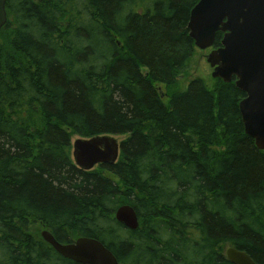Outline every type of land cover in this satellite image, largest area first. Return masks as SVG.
I'll return each instance as SVG.
<instances>
[{
	"label": "trees",
	"instance_id": "16d2710c",
	"mask_svg": "<svg viewBox=\"0 0 264 264\" xmlns=\"http://www.w3.org/2000/svg\"><path fill=\"white\" fill-rule=\"evenodd\" d=\"M199 1L7 0L0 264H79L40 227L61 244L97 239L120 264H231L229 246L264 264V152L245 132L246 94L235 79L172 91L198 51ZM105 135L126 136L118 161L78 168L72 138ZM125 205L135 231L115 218Z\"/></svg>",
	"mask_w": 264,
	"mask_h": 264
},
{
	"label": "water",
	"instance_id": "95a60500",
	"mask_svg": "<svg viewBox=\"0 0 264 264\" xmlns=\"http://www.w3.org/2000/svg\"><path fill=\"white\" fill-rule=\"evenodd\" d=\"M6 0H0V30L7 24ZM190 38L200 50L214 46L216 35L224 34L221 47L207 55L212 77L225 83L234 79L237 89L246 94L240 113L246 134L264 151V0H200L188 23ZM121 142L114 136L79 138L73 144L76 166L90 171L99 165H114L119 159ZM116 220L135 231L139 218L132 206L120 207ZM63 258L79 264H120L100 241L79 237L61 244L49 231L41 233ZM232 264H257L251 256L235 247L226 249Z\"/></svg>",
	"mask_w": 264,
	"mask_h": 264
},
{
	"label": "rangeland",
	"instance_id": "374dc122",
	"mask_svg": "<svg viewBox=\"0 0 264 264\" xmlns=\"http://www.w3.org/2000/svg\"><path fill=\"white\" fill-rule=\"evenodd\" d=\"M207 54L208 53L205 51L202 52L198 50L195 52V54L193 55V57L189 62L186 71L181 76H179L177 80V84L175 88L172 89V91H176V92L185 91L188 87L189 82L192 81L193 79H200L205 82L206 86L210 90L214 89L216 79L212 78L211 76L213 70L210 68L209 64L206 61ZM142 69L143 71L145 70L144 68ZM157 89L159 90V93L164 103L166 105H169V98H168L170 96L168 94L169 90L165 88L162 84H158ZM78 138L79 137L74 136L72 138V143H74ZM117 138L118 140H122L125 139L126 136H117ZM72 151H73V147H72ZM38 230L40 234L43 228L40 227L38 228Z\"/></svg>",
	"mask_w": 264,
	"mask_h": 264
},
{
	"label": "bare ground",
	"instance_id": "6f19581e",
	"mask_svg": "<svg viewBox=\"0 0 264 264\" xmlns=\"http://www.w3.org/2000/svg\"><path fill=\"white\" fill-rule=\"evenodd\" d=\"M115 215V214H114Z\"/></svg>",
	"mask_w": 264,
	"mask_h": 264
}]
</instances>
